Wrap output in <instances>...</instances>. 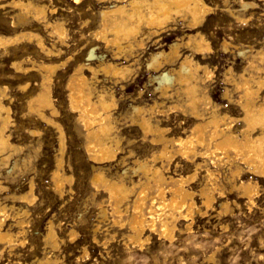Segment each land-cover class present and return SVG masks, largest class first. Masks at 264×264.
Masks as SVG:
<instances>
[{"label":"rangeland","instance_id":"1","mask_svg":"<svg viewBox=\"0 0 264 264\" xmlns=\"http://www.w3.org/2000/svg\"><path fill=\"white\" fill-rule=\"evenodd\" d=\"M12 1L13 0H4L0 3L3 5L0 7V25L2 22L0 26V37L12 38L22 35L21 33L23 32L27 33L30 30V32L33 31L31 33H37L42 36L44 43H46L45 45L49 48L56 49V47H58L56 50L63 49V52L70 48L65 47L67 48L65 49V45H62L61 41L58 40L59 38L52 36L49 31L43 27L41 28L40 24L34 23L32 26L19 24L18 22L13 23L12 20L15 19V16L19 13V7L11 4ZM33 1L37 3L40 1L41 3L39 4L46 6L49 12L51 8L57 9L56 14L59 17L61 16L60 18L66 20V26L69 24L70 37H68V46H71L72 49L70 48L68 51L71 53V56L73 55V59L71 62L69 61L68 63L62 64L63 61L67 60V55L63 52L60 54L61 56L47 57L36 45V40H29L27 37L22 38V41H17L12 45L0 47V95H2L0 98L2 97L3 103L10 108V117L8 119L5 134L9 137V141L13 145V150L11 149L8 153L11 155L8 163L4 164L0 161V182L2 186L4 185L3 190L1 189L0 191V200L2 204L7 205V208L9 207L8 210L11 216L8 218L3 228L9 229L19 238L11 244L0 243V264H264V182L252 178L249 174H245L246 176L243 175L241 177L242 180L240 177L234 180L231 176L229 165L225 162L223 168L221 166L219 170L214 171L215 174H219L220 176L216 175L217 177L214 176L213 180L210 181L207 177L206 168L213 170L215 167L213 164L211 165L212 162L209 157L201 155L194 157L195 159L192 158L187 160L177 153L178 155L175 154L172 160L169 161V164L168 160L164 158H157L155 161H152L153 159L151 157L159 152L162 145L153 142V139L157 138L155 134H149L145 138V134L141 128L137 124H134L131 119L133 115V113H131L133 112L132 106L139 105L141 102L140 106L143 105L142 107L145 109H150L151 106H156L157 103L159 107L157 106L156 109H158H155L157 113L154 112L153 120L155 123L158 121L157 124L162 126V128L165 127L168 129V132H166L167 137L172 138V136L174 137L176 134L177 136H184L186 133H189L190 128L194 124V119L191 117L190 112H186L188 110L186 105L187 97L182 92H179L180 94L175 93L177 92L175 89L178 88V85H176L172 91L169 90L168 95H162V91L157 89L159 88V84L150 81L149 76L153 74V71L147 68V59H149L151 52L157 53L161 50L169 52L171 43L188 37L192 32L186 31L180 23L179 31L164 33V38L159 42H155L156 39L149 41L147 48L141 53L140 57H135L140 60L137 66H134V69H137H135L137 73L134 77L128 78L124 84L121 79L118 80L117 77L111 74L106 75L101 73L98 75V80L93 84L96 90H106L109 93H113L116 97L117 104L112 108L111 113L113 114L114 121L116 120L115 125H118L115 134L118 133L117 135L120 140H122L119 143L116 159L104 164H95L90 160V157L87 156L88 153L84 147L86 145L84 137L85 131L82 125L77 121L78 112L73 111L69 106V91L67 88L68 81L71 78L70 76L74 74L76 65L86 63L85 59H87V57L85 55H87L89 48L95 42L94 39H92V31H87L86 28L83 27L87 19L90 21L91 15H79V13H76L77 5L70 0ZM208 1L211 6L214 5L213 0V3L211 0ZM98 10V8L95 10L96 15L94 14V16L96 17H98ZM67 15H69L70 18L67 17ZM219 18L220 20H218ZM81 19H84V21ZM221 20H224L221 16L213 15L211 16L210 25H212V23V26L220 24L222 23ZM4 21L9 24H6ZM6 25L9 27H6ZM23 27L25 28L23 29ZM242 28L243 26L241 25L236 26L237 32H240L237 34L240 36L247 35L246 28ZM209 29L206 28V36L212 39L211 41V39L208 38V40L210 39L209 41L212 42L211 44L214 43L212 47L213 50L216 51H213L211 56L210 54L194 56L196 60L202 63V66L207 65L208 68L210 67L209 70L212 71V78L206 82L208 85L206 83L202 85L206 86V90L212 101L214 103L216 102L215 104H218L220 107L223 105L220 108V111L222 110L221 112H230L228 113L230 116L239 117L240 112L237 113V110L232 108L228 100H223L226 91L225 88L227 87L232 89L231 95L233 99H237L239 96V94L234 91L235 89L232 88V84L226 81V78L228 76L231 77L233 74H235L233 75L234 77H238L247 65L243 59V61L241 59L238 60L237 56H234L233 51L227 53L223 51L222 44L224 40L227 42H234L236 40L235 38H229L226 33L214 35V38V36L211 35L213 34L212 30ZM241 29L242 31H240ZM254 30L257 31V29ZM87 32H89V34ZM82 33H84V36H82ZM83 43H85L86 46ZM260 43L264 45V30L261 32L256 45L259 46L261 45ZM25 44L29 47L27 46L25 48ZM98 44L99 49L95 51L98 58L93 61L94 65L100 64L101 59L107 62L109 60L110 62H115L120 65L124 64L126 61L125 59L114 60L113 56H111V54L113 55L116 51L113 46L110 47V49L106 48L102 42ZM221 48L223 50H221ZM3 50L5 52H3ZM181 51V55H191L192 53L191 50L186 47H182ZM7 52L9 54H7ZM18 57L24 59H19ZM135 58H132L133 60L129 63L126 61L125 64H132L136 60ZM15 62H21V65L24 69L26 68V70L18 71L15 69ZM42 63H55L60 65L57 66L55 73L48 82L53 104L57 112L51 114L50 109H45V113L54 120V124L40 120L37 114L34 113V111L32 112L29 107V101L40 93L43 88V74H41L43 72L40 71L38 67L39 64ZM70 64L73 65L70 66ZM176 64L177 62L174 63V65H164L165 67L162 68V71L177 67ZM230 68H233V73H228ZM199 73L204 75L202 70ZM86 74L91 78L92 75L88 71ZM203 75L202 78L204 77L203 79H206V76ZM176 102L180 104L183 103V107L186 106L187 109L186 107L183 108L184 111H182V109H176L178 113L175 112V109L171 108V104L174 105ZM202 105L200 104V109L202 108L201 111L206 113L207 111L203 110L204 105ZM160 107L163 110H159ZM147 116H150V114ZM170 118L173 119L170 120ZM178 128L180 129L179 131H177ZM61 136H63L64 140L63 151L61 150L60 143L62 139ZM131 147L132 149L135 148L136 152L134 149L132 150ZM175 148L176 147H174V149ZM170 149H172V145H170ZM59 158L62 159L60 166ZM137 158L142 160L147 158L148 160L150 159V162H152L150 164L154 163L155 165L157 164L156 166L163 168V171L167 173L166 176L187 177L188 182L185 184L186 188L188 187L190 190L193 189L192 191L195 193L193 197L195 198L196 208L194 209L195 213L192 220L189 219L185 221V219L180 218L176 221L177 228H175L174 237L171 240L160 236L159 231L146 229L143 234V243L134 244L129 240V237L127 238V236H130L128 233L131 232L128 225L124 223L125 221L119 223V225H117V222L115 223L113 217L116 218V215L113 211L109 193L106 192L107 190L102 186L99 188L95 187L92 183V177L96 174L95 169L101 167L109 178H116V180H121L120 178H123L125 183H128L127 185H131V181L135 182L137 185L138 183L143 184L144 181H146L144 173L140 171L135 172L136 168L134 162ZM178 158L180 159L178 160ZM187 161L188 164H186ZM198 163L202 166L197 168ZM56 168L61 169V172L63 174L66 173V176L69 177L62 191H58L56 186H54L55 182L52 174L57 170ZM201 170H204V172ZM124 171H127L128 174H123ZM139 173L143 174L139 176ZM142 179L145 180L143 181ZM239 180L243 182L245 180V183L250 181L258 182V194L254 197L253 202L247 200L248 198L243 195L238 187L231 186L235 182L240 184ZM213 183H216L218 186L214 191V202L208 210L203 204V198L200 193L203 189V185H205V187H211ZM32 184L33 192L30 198L33 200L26 202L21 197L29 194ZM230 190L231 192H229ZM153 191L154 188L149 190L150 197ZM132 198L133 197H131V199ZM221 203L224 204L222 205ZM225 205H227L226 208ZM11 206H14L15 209L28 210V213L24 216L25 224L23 226L19 225L14 219V211L16 212L17 210L11 209ZM100 207H104L106 211L104 215L100 212L102 210ZM124 208L125 206L122 209ZM200 208H202L201 211L197 210ZM212 209L213 211H211ZM123 214L125 215L127 213L124 211ZM126 216L127 215L124 217ZM50 221H52L53 224L55 223L54 227L56 226L55 231L57 236L55 240H48L45 236L47 235L46 232ZM95 229L99 230L96 231ZM94 237H97V240H95ZM20 240H22L23 243ZM56 244L58 245L57 248L55 247ZM10 246L13 247L10 248Z\"/></svg>","mask_w":264,"mask_h":264},{"label":"bare ground","instance_id":"2","mask_svg":"<svg viewBox=\"0 0 264 264\" xmlns=\"http://www.w3.org/2000/svg\"><path fill=\"white\" fill-rule=\"evenodd\" d=\"M1 1L4 0H0V3ZM70 1L74 2L75 5H77V7L75 6L76 13H79V15L80 14L91 15L90 21L87 19L84 22L83 27L86 28L87 31L90 32L92 31L91 32L92 33L91 35L93 36L92 39H94L95 41L94 44L92 43L93 45L91 44L92 46L89 48V51L87 50L88 53L87 55H85L87 57V59H85L86 63H80L76 65L75 72L73 75L70 76L71 78L69 79L67 85L69 91V101H70L69 106L73 109V111L78 112L77 114L78 120L77 119L76 120L80 123V125H82V128L85 131L84 137L86 140V145L84 147L86 148V151L88 153L87 156L90 157L91 161H93L95 164H104L108 161H113L114 159H116L119 143L122 140V139L120 140L119 136L117 135L118 133L115 134L118 125L117 126L115 125L116 120L114 121L113 114L111 113L112 108L117 104L116 97L113 93H109L106 90L103 91L96 90L93 84L95 83L96 80H98L97 79L98 75H100L101 73L106 75L111 74L114 77H117L118 80L121 79L123 81V84L126 83L128 78L130 77L132 78V76L134 77V75L137 73L136 72L137 69L135 68L136 69L135 70L134 66L136 67L137 63H139L140 60L136 59L135 57L137 56L140 57L141 53H143L147 48L148 42L153 41L154 39H156L155 42H159L160 40H162V38H164L163 37L164 33L170 31H174V32L179 31L180 30L179 27L181 23L182 27H184L186 31H191L192 33L189 34L188 37L184 39L182 38L177 42L174 41L173 43H171L169 47L170 49L169 52L165 50H161L157 53L151 52L149 59H147L148 60L147 68L153 71V74L149 76L150 81L157 82L159 84V88L157 89L162 91V95L165 96L168 95L169 90L172 91V89L175 88L176 85H178V88L175 89L177 92L175 93L182 92L187 97L186 105L189 111L188 110L186 111L187 109L186 106H185L186 107L185 111L190 112L191 117L194 119V124L190 128L189 133H186L184 136L182 135L177 136L176 134V136L174 137L172 136V138H169L166 136L167 135L166 132H168V129H166L165 127L162 128V126L157 124L158 121L157 123H155L153 120V114L158 109V108L156 109V107L158 106L157 103L156 106H151L150 109L149 108L145 109L144 107H142L143 105L140 106L141 102L139 105L132 106V111H133L131 112L133 113V115L131 116L132 122L134 124H137L141 128V130L145 134V138L149 134L157 135V138L153 139V142L160 143V145H162L159 152L155 153L154 155L152 154L153 155L151 157L153 159L152 161H155L157 158H164L168 160V164H169V161L172 160V158L177 153L180 154L182 157L186 158L187 160L192 159L198 155H201V156L209 157L212 163L210 161L209 162L211 163V165L213 164L215 167V169L213 170L210 168H206L207 177L209 178L210 181L213 180L214 176L217 175L215 174L214 171L219 170L221 166L223 168L224 166L223 164L225 162L229 165V170L234 180L235 178L239 179V177L241 178L243 175L249 174L250 176H252V178L259 179L261 182H264V45L261 43H260L261 45L259 46L256 45L257 40L261 35V32L264 30V0H213L214 5L212 6L208 3L209 2L208 0H70ZM39 3L41 2L39 1ZM39 3L34 2L33 0H13L11 4L15 5L16 7H19V13L15 16V19H13L12 22L13 23L18 22L19 24H23V25L27 24L32 26L34 23H37L38 25L40 24L41 28L43 27L44 29L48 30L52 36L59 38L58 40L61 41L62 45L63 46L65 45L64 48L65 47L71 48V46H68L69 45L68 37H70L69 36L70 32L68 28L69 24H67L66 26V22H65L66 20L64 18H60L61 16L59 17L56 14L57 9L51 8V11L49 12L46 6ZM2 6L3 5L0 4V7ZM97 8L99 9L97 15L98 17L94 16V14L96 15L95 10H97ZM213 15L216 16L219 15L224 20H221L222 23L215 24L216 26L215 25L212 26L213 23L212 25L210 24H211V16ZM67 17H69V15H67ZM218 20H220V18ZM6 21L4 22L6 23ZM82 21H84V19ZM6 24L9 23L7 22ZM237 25H241L243 26V28H246L245 30L247 31L246 33L247 35L245 36L238 35L237 33L239 31L237 32L236 30ZM6 27L9 26L6 25ZM24 28L25 27H23V29ZM206 28L207 29L210 28L212 30L213 34L211 35L213 36L218 35L220 33H226L229 36V38L230 37L235 38L236 39V40L234 39L236 41V42L234 41L235 43L231 41L230 43L229 41L227 42L226 40H224L222 44V48L224 50L222 48L221 50L226 51V53L233 51L234 56L236 55L238 60L243 59L247 65L242 71V73H240L239 75L237 74L238 77L237 76L234 77L233 75L235 74H233L231 77L225 76L227 77L226 81L232 84V88L235 89L234 91H236L239 94V96L237 99H233V96L231 95L232 89L227 87L225 88L226 91L224 90L225 93L223 100L225 101L228 100V103L232 105V108L236 109L237 113L240 112L239 117L230 116L228 114L230 112L228 113L221 112L222 110L220 111V108L223 105L220 107L218 104H215L216 102L214 103L212 101L209 93L206 90L207 89L206 86L202 85L205 84L207 81H209L210 78H212L211 77L212 71L209 70L210 67L208 68L207 65L202 66V63L196 60L194 56L209 55V54L211 56L213 51H216L213 50L212 47L214 43L211 44L212 42L209 41L211 38L208 36V38H210L208 40L206 36V31H207ZM242 29L240 31H242ZM254 29H257V31H255ZM28 32L27 33L23 32L21 33L22 35L12 38L0 37V47H4V46L6 47L7 45H12L17 41H20L22 38L27 37L29 40L30 39L36 40V45L39 47L40 50H42V52L45 53V55H47V57L50 56L56 57L63 52V49L56 50L58 47H56V49L47 47L45 45L46 43H44L42 36L38 35L37 33H31L33 31L30 32V30ZM87 33L89 34V32ZM82 36H84V33H82ZM99 42H102L106 46V48H110L112 46L115 48L116 50L115 53L113 55L111 54L114 60L125 59L128 63L133 60L132 58H135L136 60L132 64H125L126 63L125 61L124 64L120 65V64H116L115 62H110L109 60L107 62L101 59L100 64L94 65L93 61L98 58V55L95 51L99 49V44H98ZM83 44L85 45V43ZM27 46L28 45L25 44V48ZM182 47H186L189 50H191L192 52L191 55H181ZM70 48H68V50ZM68 50L63 52L66 53L67 60L63 61L62 64L68 63L69 61L71 62V60L73 59L72 57L73 55L71 56V53H69ZM3 52L5 51L3 50ZM7 54L9 53L7 52ZM17 56H21V55H17ZM176 62H177L176 64L177 67L162 71V68L165 67L164 65L167 64L174 65V63ZM71 65L73 64H70V66ZM57 66L60 65L55 63L39 64L38 66L39 70L43 72L41 73L43 74L42 76L43 88L41 89L40 93H38L34 98H32L29 101L30 109L32 110V112L34 111V113L37 114L40 120L53 124H54V120L45 113L46 112L45 109L46 108L50 109L51 114H55L57 112V109L53 104L50 85L48 83L52 75L55 73ZM14 67L18 71L26 70V68L24 69L23 66L21 65V62H15ZM232 69L233 68H230L228 70L229 72L228 71L227 72L233 73ZM201 70L204 72V75L203 74L202 75L206 76L205 78L207 80L203 79L204 77L202 78V75L199 73L201 72ZM87 71L92 75L91 78L87 76L88 75L86 74ZM255 72L257 73V75ZM234 73H238V72H234ZM202 103L204 105L203 110L207 111L206 113L201 111L202 108L200 109V104L202 105ZM182 104L176 102L174 103V105L171 104V108L175 109V112H177L176 109H182V111H184L183 108L185 107H183ZM160 109L161 107L159 108V110ZM9 111L10 108L3 103L1 97L0 98V161L1 163L3 162L4 164L8 163L11 157V155L8 153L13 148V145L9 141V137L6 136L5 134L6 132L5 130L8 125V119L10 117ZM148 114H150V116H147ZM171 119L173 118H170V120ZM179 128L177 129V131L180 130ZM61 137L62 139L60 143H61V150L63 151L64 140H63V136ZM170 145H172V149H170ZM174 147L176 148L174 149ZM133 149L135 150V148ZM59 159L60 161L59 160L58 161L60 162L59 163L60 166L62 159L61 158ZM179 159L180 158H178V160ZM134 163L136 168L135 172L140 171L143 172L145 175L146 181H144L145 179L144 180L142 179L144 181L143 184L138 183L137 185L135 182L131 181V185H127L128 183L126 184L123 178H120L121 180L118 179L116 180V178L115 179L109 178L106 176L104 169L101 167L95 169L96 174H94V176L92 177V183L94 184L95 187L99 188L100 186H102L107 190L105 191L109 193V198L113 205V211L116 215V218L113 217L115 219V223L117 222L118 223L117 225H119V223L125 221L124 223L128 225L131 232L128 233V235L130 234V236H127V238L129 237V240H131L134 244L143 243L144 241L143 234L146 229H150L151 231L155 230L157 232L159 231L160 236L164 238H169L171 240L174 237L175 228H177L176 221H178L180 218L185 219V221L189 219L192 220L193 215L195 213L194 209L196 208V202L194 200L195 198L193 197L195 193L192 191L193 189L190 190L188 189V187L186 188L185 184L188 182L187 177L186 178L183 176L176 177L172 175L166 176L167 173L163 171V168L156 166L157 164L155 165L154 163L150 164L152 162H150V159L148 160V158L144 160L137 158V160H135ZM186 164H188V161L186 162ZM201 166L202 165L200 163L197 164V168ZM202 172H204V170ZM143 173H139V176L140 174ZM123 174H128V173L127 171H124ZM52 175L55 182V185L54 184L53 185L56 186V189L58 191L64 190L63 189L64 184L66 181L69 180V177L66 176V173L63 174L61 172V169H57L56 171L53 172ZM3 186L0 182V191L1 189L3 190ZM217 186L218 185L216 183H213L211 187H205V185H203V189L201 190L200 194L202 195L203 204L206 206V209L211 207L214 202L215 199L214 191ZM231 186L238 187L242 191L243 195L247 197L248 198L247 200H249L250 202H253L254 197L258 194V189H257L258 182L250 181L245 183L244 180V182L240 181V184L235 182ZM151 188H154V191L151 193L152 196L150 197L149 190ZM32 192H33V184L30 186L29 194L23 195L21 198L26 202L32 201L33 199L30 198ZM229 192H231V190ZM131 197L133 198L131 199ZM124 206L125 208L122 209ZM226 207L227 205H225V208ZM8 208L7 205L2 204L0 200V243H5V244L14 243L16 240L19 239L17 238V235L12 233V231H10L7 228L5 229L3 228L4 225H6L5 223H7L6 221L8 220V218L11 217ZM100 208L102 209L100 212L104 215L106 213L104 207H100ZM11 209L17 210L16 212L14 211L15 214L14 216L13 215L12 216L19 225L23 226L25 224L24 216H26L28 210L15 209L14 206H11ZM201 209L202 208L197 210L201 211ZM213 209L211 211H213ZM124 211L125 213H127L125 214L127 215L126 217H124L125 216L123 214ZM54 224L52 221H50L48 224L49 226L46 232L47 235H45L46 239L48 240L56 239L57 236L55 231L56 226L54 227ZM95 230L97 231L99 229H95ZM94 239L97 240V237H94ZM20 241L22 242V240ZM57 246L58 245L56 244L55 247L57 248ZM11 247L13 246H10V248Z\"/></svg>","mask_w":264,"mask_h":264}]
</instances>
